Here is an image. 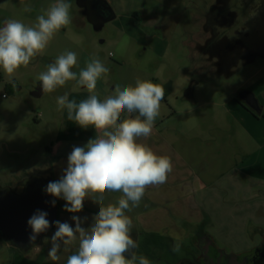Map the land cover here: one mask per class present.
Instances as JSON below:
<instances>
[{
	"label": "rangeland",
	"instance_id": "1",
	"mask_svg": "<svg viewBox=\"0 0 264 264\" xmlns=\"http://www.w3.org/2000/svg\"><path fill=\"white\" fill-rule=\"evenodd\" d=\"M160 1L169 9L161 10L160 16L155 19L149 18L151 15H143L140 8L138 19L134 14L119 8H115L111 17H99L90 12L92 0H70L71 23L55 35L42 56H37L27 68L21 67L13 77V82L0 69V183H10L17 175H24L36 168L50 171L52 159L68 158L74 146H83L96 135L92 126L82 128L68 120L66 109L57 110V97L65 92L69 100L75 99L77 102L89 95L84 87L72 91L76 81H68L51 94L32 93L40 83L38 75L46 71L47 66L60 54L72 50L78 54L77 65L72 69L77 75L93 54H98L109 69L97 81V90L102 96L110 94L117 84L122 87L134 86L137 79L151 80L165 88L166 100L161 102L160 115L172 107L180 108V113L184 115H176L175 122L186 117L197 123L201 134L215 121L225 124L231 131L226 139L231 142L233 132L240 133L243 136L241 144H246L247 152H253L250 157L256 158L254 153L263 144L258 145L249 135H244V127L238 121L243 110L238 108L240 104L253 115L254 106L240 99L241 92H235V101L240 99L246 104L238 100L236 107L223 112L221 108L225 107L203 105L200 93L207 98L220 100L228 90L239 86L241 89H252L259 101L264 100V50L256 51L259 53L254 60L241 58L243 65L237 71L231 72L227 78H218L220 74L216 73L224 74L222 70L205 66L211 59L210 52L195 48L198 42L207 39L202 22L205 13L209 12L205 11L208 5L203 3L205 0ZM54 2L0 0V27L9 19L34 25L41 10ZM232 3L235 12L232 23H218L219 34L227 35L231 41L241 39L250 49L256 50L254 48L259 42H264V0H230L229 4ZM26 6L31 7L32 11H25ZM223 8L218 6L220 14L228 17ZM187 90L193 99L190 102L185 99L183 107L186 109L197 104L189 113L182 112L183 108L175 98L176 93ZM210 114L215 116L214 119L204 120ZM217 114L223 117H216ZM122 115L127 117L128 113ZM259 117L264 118V113H260ZM248 122L251 128L255 126L253 119H248ZM201 156L200 176L193 179L195 185L200 186L195 194L201 208H205L210 220H214L210 223L206 221V227L217 238L218 244L228 251H244L259 240L256 230L259 229L258 220H264V208L260 207L262 204L264 206V193H256L254 183L258 181L248 170L237 168L235 164L240 163L241 158L240 155L235 157L234 151H231V163L227 164L229 168L225 177L213 176L217 174L215 153H201ZM260 163L263 164V160ZM225 182L230 187L221 188ZM153 198L158 200L155 194ZM13 250L17 248L0 239V264H13Z\"/></svg>",
	"mask_w": 264,
	"mask_h": 264
},
{
	"label": "clouds",
	"instance_id": "2",
	"mask_svg": "<svg viewBox=\"0 0 264 264\" xmlns=\"http://www.w3.org/2000/svg\"><path fill=\"white\" fill-rule=\"evenodd\" d=\"M70 0H55L42 9L34 25L9 19L0 27V69L13 82L21 68L45 53L50 42L71 23ZM31 12L32 8L25 7ZM75 50L65 51L37 79L43 94H51L68 81H76L72 91L87 89V98L69 100L68 93L57 97V110L66 109L67 119L82 128L92 126L96 135L83 146H74L67 158V167L56 181L46 186V192L63 198L66 211L78 213L84 200L91 198L99 204L92 224L82 227L83 220L73 215L75 227L68 222L55 221L48 257L59 260V253L71 246L66 264H151L133 249V221L126 214L140 206L146 190L167 182L173 163L169 156L159 155L146 143L138 142L152 134L155 120L161 113L165 88L151 80L137 79L135 85L115 88L106 96L97 90V81L109 72L98 54H93L77 75ZM129 118H122L123 113ZM136 113L134 117L131 114ZM105 192L122 195L116 203L104 204ZM98 194V195H97ZM53 205L55 201H52ZM46 211L37 210L27 221L32 229L31 240L46 231L50 222ZM87 219L86 217L84 218Z\"/></svg>",
	"mask_w": 264,
	"mask_h": 264
},
{
	"label": "crops",
	"instance_id": "3",
	"mask_svg": "<svg viewBox=\"0 0 264 264\" xmlns=\"http://www.w3.org/2000/svg\"><path fill=\"white\" fill-rule=\"evenodd\" d=\"M105 1L111 5L114 12L115 8H119L120 10L134 14L138 19L140 17V8L143 11V15H151L149 18L154 17L155 19L160 16L161 10L169 9L160 0H133L135 3L131 0ZM121 1H124V3ZM242 65L241 62L239 65H227V68L222 70L224 74L216 73V75L220 74L218 78H227L231 72L237 71ZM228 70L230 72H227ZM240 89L241 87L236 86L232 90H228L227 94L220 100L207 98L202 93H200V97L203 105L210 107L219 105L225 107L221 108L223 112H229V108L236 107L237 103H239L238 99L237 102L235 101V98H237L235 92H238ZM247 89L253 92L261 108L260 112L264 113V100L261 99L259 101V97L256 96L254 91L249 88ZM175 98L181 104L183 108L182 112L189 113L197 106V104H190L191 106L189 108L185 109L183 107L185 99L188 102H190V99H193V95L188 90L183 93H176ZM238 108L243 109L240 111L241 120L238 121L244 127V135H249L258 145L263 144L260 149L257 148L255 151V159L250 157L253 152L250 154L247 152L246 144H241L243 136L240 133L233 132L231 142L229 139H226L227 134L231 133V131H229L228 127L224 126L225 124L215 121V123L209 124L205 128L204 133L201 134L199 133L197 123L186 117L175 122L176 115H184V113H180V108L172 107L166 113H162L155 120L151 136L148 138H140L138 142L148 144L157 154L169 156L173 163V169L166 183L148 188L144 198L140 202V206L126 213L133 221L132 235L138 245L133 251L137 256H146L151 264H164L162 263V255L176 259L178 255L183 254L182 246H188L189 244L186 231H189L191 227L200 222H204L205 226H207L206 221L209 223L214 222V220H210L206 209L201 208L195 194L200 189V186L195 185L193 177L197 178V176H200V164L203 160V157H200L201 153L204 155H212L215 153L217 174L214 173L213 176L225 177L229 168L227 164L231 163V151H234L235 157L240 155L241 158L240 163L235 164L237 168L248 170L247 172L251 173L256 178V181H258L254 183L256 193H264V118H260L259 116L255 117L251 114V111L244 108V106L242 107L241 104ZM129 115L127 117L122 115V118H129ZM131 117H133V114H131ZM214 117L213 114H210L204 117V120H213ZM216 117H223V115L217 114ZM250 118L253 119L252 123L255 125L252 128L258 131H253L250 127L248 122ZM184 121L185 123H182ZM254 122H257V124ZM196 130L198 131L194 132ZM47 148L49 150L51 149L49 146ZM242 156H245L246 159ZM235 160L237 159L235 158ZM261 160H263V164L260 163ZM65 163L67 164V156L60 159H52L51 169L48 171L52 180L56 181L60 178L63 170L66 168H64ZM253 163H255L254 166ZM241 170H239L240 175H242ZM227 187H230L227 182L221 185V188ZM153 194L157 196L158 200L153 198ZM121 195L119 192H105L103 203L105 205L108 203H116ZM59 200L61 201V208L65 209L64 205L67 202L63 198H59ZM83 203V209L78 213L62 210L58 220L62 223L68 222L75 227V221L71 219L75 215L83 220L82 227H89L93 222V216L99 211V204L95 203L91 198H86ZM260 207L264 208L263 204ZM85 217L87 218L86 220L84 219ZM258 221V224L264 226V220ZM137 222H140V224L137 225ZM53 227L55 229L34 246L32 250L30 249L25 253L21 251L18 253V249L13 250L15 251L11 254L13 264H66L67 257L71 254V246L65 251L62 245L61 252L58 254L60 258L57 261H52L48 257V252L51 248V237L57 230L55 225ZM139 247H142V250H139Z\"/></svg>",
	"mask_w": 264,
	"mask_h": 264
},
{
	"label": "flooded vegetation",
	"instance_id": "4",
	"mask_svg": "<svg viewBox=\"0 0 264 264\" xmlns=\"http://www.w3.org/2000/svg\"><path fill=\"white\" fill-rule=\"evenodd\" d=\"M91 3L92 5L90 6V12H93L94 15H97L99 17H104V14H106L110 10L105 0H92ZM203 3L206 5L207 4L209 5L211 3L209 8L208 5L207 7H205L206 11L209 12L205 13L204 16L205 20L202 21L204 22V28L207 32V39L206 41L198 42L195 48L199 50L207 49L210 52L211 59L205 65L206 67H213L217 70H223L227 68V65L228 66L229 65L232 66L233 64L239 65L241 62V58H244L246 60L255 59V57L259 53V52L256 53V51L261 52L264 50L263 41H260L258 46L254 48L256 50H253L250 49L245 43H243L241 39H237L236 41H231L227 35H224L223 33L219 34L217 24L232 23L233 16L235 15V12L232 8L233 3L229 4L230 0H205V2ZM218 6L224 7L223 9L226 11V13H228V17L220 14L221 9H218ZM245 90L248 89L247 88L240 89L238 92H243ZM239 94L241 96V93ZM240 99L249 102L250 98L245 99L241 97ZM35 175H44L47 176V178L51 177L48 171H44L42 169L36 168L33 169V171L25 172L24 175H20V174L17 175L16 178L12 180L10 183H0V185L6 186L11 192L20 193L24 190L27 179L32 178ZM60 209H61V201L58 198L57 220L59 219ZM258 225H259L258 226L259 229L256 230L257 231L256 235L259 236V240L246 250H253L257 258V261L259 263H264V226H262L261 224ZM186 232L188 235L187 238H189V244L188 246H182L183 254H180L181 256L178 255L176 259L165 257L162 255L161 256L163 259L162 263L209 264L210 256L203 249V244L208 240V238L212 239L216 247L221 251H223L225 255L242 252V251L234 252L231 250L228 251L225 247L219 245L217 242L218 240L216 241L215 236H213V234L209 232L204 222H200L199 224L194 225L189 229V231ZM50 233H51V229L48 230L43 236H41L34 246H36L39 242H41V240H43V238L48 236ZM34 246L31 248V250L34 248Z\"/></svg>",
	"mask_w": 264,
	"mask_h": 264
},
{
	"label": "water",
	"instance_id": "5",
	"mask_svg": "<svg viewBox=\"0 0 264 264\" xmlns=\"http://www.w3.org/2000/svg\"><path fill=\"white\" fill-rule=\"evenodd\" d=\"M109 11L103 18L113 16V8L107 3ZM103 16V15H102ZM33 94L42 93L40 84L32 91ZM242 98H250L249 102L255 110L260 112L261 108L253 92L245 90L241 92ZM52 178L44 175H35L27 179L24 190L20 193L11 192L6 186L0 185V237L7 239L11 246L25 253L31 249L35 243L50 230L57 220L58 198L46 192V186ZM52 201H55L53 205ZM37 210L48 213L46 219L49 220V228L36 235L35 240H31L32 229L27 221ZM204 251L210 256L209 264H264L259 263L253 250H245L240 253L225 255L218 249L213 240H208L203 244Z\"/></svg>",
	"mask_w": 264,
	"mask_h": 264
},
{
	"label": "trees",
	"instance_id": "6",
	"mask_svg": "<svg viewBox=\"0 0 264 264\" xmlns=\"http://www.w3.org/2000/svg\"><path fill=\"white\" fill-rule=\"evenodd\" d=\"M163 100H166V93H165V95H164V99ZM239 100V102H241L243 105L245 104V103H243L240 99H238ZM246 106V105H245ZM253 113H254V115H256V116H259L260 115V113L261 112H258V111H253ZM135 115H137L136 113H133V117L135 116ZM52 181H54V180H52ZM62 210H64V211H66L65 209H60V213H59V215L62 213ZM0 239H3V240H5V241H7V239H5V238H2V237H0ZM13 247V246H12ZM13 248H15V247H13ZM142 250V247L140 248L139 247V250Z\"/></svg>",
	"mask_w": 264,
	"mask_h": 264
}]
</instances>
